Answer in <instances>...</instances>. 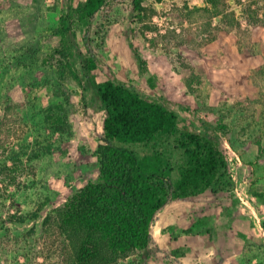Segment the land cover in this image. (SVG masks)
Wrapping results in <instances>:
<instances>
[{
  "label": "rangeland",
  "instance_id": "obj_1",
  "mask_svg": "<svg viewBox=\"0 0 264 264\" xmlns=\"http://www.w3.org/2000/svg\"><path fill=\"white\" fill-rule=\"evenodd\" d=\"M66 3L0 0V264H71L56 220L44 221L99 175L104 111L52 58ZM224 4L110 0L88 29L99 81L124 79L224 127L242 194L172 200L148 248L118 264H264V0Z\"/></svg>",
  "mask_w": 264,
  "mask_h": 264
},
{
  "label": "trees",
  "instance_id": "obj_2",
  "mask_svg": "<svg viewBox=\"0 0 264 264\" xmlns=\"http://www.w3.org/2000/svg\"><path fill=\"white\" fill-rule=\"evenodd\" d=\"M209 1L217 13L226 9L224 0ZM109 2L67 0L54 30L52 58L59 76L75 79L84 105L90 94L105 114L97 148L98 177L74 191L44 221L56 220L66 242L64 257L71 264H118L133 251L148 248L157 214L172 200L206 192L227 197L235 188L223 126L188 105L182 109L192 118L182 116L166 98L144 94L124 79H97L101 61L89 30ZM134 7L141 11V0H134ZM84 24L89 30L81 43ZM52 117L56 128L65 131L66 114ZM261 226L264 230V219Z\"/></svg>",
  "mask_w": 264,
  "mask_h": 264
},
{
  "label": "built area",
  "instance_id": "obj_3",
  "mask_svg": "<svg viewBox=\"0 0 264 264\" xmlns=\"http://www.w3.org/2000/svg\"><path fill=\"white\" fill-rule=\"evenodd\" d=\"M234 158L233 157H231V155H230V159H229V164H230V167H231V164L234 162ZM232 171V170H231ZM234 179H235V176H234ZM235 187H236V184H235ZM234 193L236 194V195H238V196H241L242 194L239 192V190H238V188H235L234 189Z\"/></svg>",
  "mask_w": 264,
  "mask_h": 264
}]
</instances>
